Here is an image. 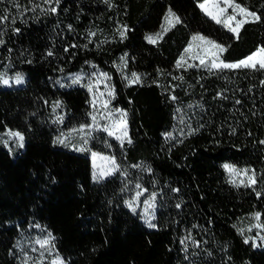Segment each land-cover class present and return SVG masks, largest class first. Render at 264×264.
<instances>
[{
    "label": "trees",
    "instance_id": "trees-1",
    "mask_svg": "<svg viewBox=\"0 0 264 264\" xmlns=\"http://www.w3.org/2000/svg\"><path fill=\"white\" fill-rule=\"evenodd\" d=\"M233 1L260 17L238 36L203 0H0V70L24 74L0 85V132L23 135L17 152L0 145V264H17L14 241L35 226L52 236L47 264H264L240 227L252 212L264 226V69L177 64L194 33L224 61L264 47V0ZM169 11L176 21L149 42ZM91 65L109 73L129 139L98 131L84 152L57 146L90 124L89 92L62 81ZM92 151L117 170L93 180ZM225 162L253 167L255 183L231 184ZM139 191L155 196L154 227L127 205Z\"/></svg>",
    "mask_w": 264,
    "mask_h": 264
},
{
    "label": "rangeland",
    "instance_id": "rangeland-1",
    "mask_svg": "<svg viewBox=\"0 0 264 264\" xmlns=\"http://www.w3.org/2000/svg\"><path fill=\"white\" fill-rule=\"evenodd\" d=\"M232 2L238 4L233 0ZM201 4H205L207 11L204 9L202 10L207 15L211 13L209 16L211 18L215 16L216 19L214 20L216 22L217 19L221 20V24L223 25L227 23L229 26L226 27L229 29L235 28L237 22L252 17L241 14L239 9L229 7L228 0H205L203 3L201 2ZM240 6L243 7L242 5ZM220 9H224L223 13ZM246 10L250 12L248 9ZM229 16H234L235 19L229 22L227 19ZM173 22H175V16L167 15L162 27L156 32L148 33L146 39L149 41L148 38L151 37L154 41L151 43H157L164 30ZM194 37H203L204 40L193 39ZM207 41L212 40L199 33H194L185 47L188 51L186 52L184 49L179 56L178 61L182 60L180 64H201V59L204 60V64L202 65L211 66L213 62L220 63L221 61L234 64L250 56L235 61H224L221 58V53L208 44ZM212 42L222 46L219 43ZM260 48L264 47L257 48L252 54L257 52ZM257 59H259V57H257ZM17 76L21 77L20 83L16 82ZM76 77H79V81L73 83ZM131 79L132 75L127 76L128 82ZM4 80H7L8 83H3ZM23 83L24 74L22 72L6 73L0 70L1 86L22 85ZM62 83L64 85L79 84L87 89L90 96L91 121L89 125H85L87 127H84L83 131H79V129L84 126L80 125L67 132L59 133L55 139V144L57 146L84 152L87 150L91 134L98 131L105 132L119 141L129 139L128 124L126 116L123 115L126 114L125 111L111 104L114 95V86L108 72L91 65L87 71L75 72L66 76ZM109 93H111V95H109ZM121 121H123V123H121ZM10 132H18L22 135L19 130L6 128L4 131L0 132V145L14 153L21 148L23 140L21 141L18 137L10 136ZM109 133H111V135ZM60 140H63L64 143H60ZM90 158L92 179L95 181L111 175L118 168L113 156L92 151L90 153ZM226 165L229 167L226 168ZM223 167L228 181L233 185L252 186L256 181V172L251 166H238L230 162H225ZM127 205L139 216L145 225L149 226V224H154V215L157 205L153 194L145 195L143 191H139L133 198L127 201ZM240 227L246 240L252 242L254 246H264V226L259 221V214L257 212H252L243 217L240 221ZM41 241H47V243L42 246L40 243ZM55 254L56 250L51 234L46 229L38 226L24 230L14 241V255L17 264H47V262L55 257Z\"/></svg>",
    "mask_w": 264,
    "mask_h": 264
},
{
    "label": "snow or ice",
    "instance_id": "snow-or-ice-1",
    "mask_svg": "<svg viewBox=\"0 0 264 264\" xmlns=\"http://www.w3.org/2000/svg\"><path fill=\"white\" fill-rule=\"evenodd\" d=\"M228 6L233 7L234 9H239V12L241 14H244L247 16H252L254 19H260V17H257L255 13L247 12V10L245 8L241 7L238 4H234L232 2V0H228ZM200 7L202 9H204L205 11H207L205 4H201ZM52 11H55V9L53 8ZM220 11L223 13L224 9H220ZM208 14L211 15V13H208ZM169 15L172 16L174 14H172L171 11H169ZM213 19H216V17L213 16ZM227 19L230 22V21L234 20L235 17L229 16ZM221 22H222L221 20L217 19V23H221ZM244 22L245 21H243V20L237 22L235 28H230V30L233 31L234 33H236L238 36V30ZM225 26H229V25L226 23ZM120 35H121V37H123L124 32H121ZM148 39H149V42H154L151 37H149ZM193 39L204 40L203 37H194ZM0 43H2V41H0ZM207 43L210 44L213 48L217 49L219 53H223L225 51V48H223L222 46H220L218 44H214L212 41H207ZM185 51L187 52L188 49H185ZM257 57H259V59H257ZM217 58H218V56H217ZM121 59H123V57ZM181 62H182V60L177 62L178 66L180 65ZM201 64H204L203 59H201ZM257 66L260 69H264V48L258 49L257 52L253 53L252 55H250L246 59L239 61L238 63L228 64V63H224L223 61H221L220 63L213 62L211 65V67H213V68H240V67H244V68H253V69L257 68ZM139 80H140V77L136 73H132V79L129 81V83H138ZM78 81H79V77H76V79L73 81V83H77ZM16 82L20 83L21 77L17 76ZM3 83L7 84L8 81L4 80ZM262 83H264V82H262ZM109 95H111V93H109ZM123 115L126 116V114H123ZM121 123H123V121H121ZM84 127H87V126H82L81 129H79V131H83ZM74 131H76V130H74ZM109 134L111 135V133H109ZM9 135L18 137L21 141L23 140L22 135L18 132H10ZM59 142L64 143L63 140H60ZM130 142L131 141H129V143ZM261 143H264V141H262ZM21 146H23V145L21 144ZM225 167L227 168L229 166L226 165ZM149 226L154 227V225H151V224H149ZM247 242L248 241L246 240L245 243H247ZM40 243L43 246V244L47 243V241H41Z\"/></svg>",
    "mask_w": 264,
    "mask_h": 264
},
{
    "label": "crops",
    "instance_id": "crops-1",
    "mask_svg": "<svg viewBox=\"0 0 264 264\" xmlns=\"http://www.w3.org/2000/svg\"><path fill=\"white\" fill-rule=\"evenodd\" d=\"M204 1H205V0H204ZM204 1H203V2H204ZM203 2H202V3H203ZM199 5H201V2H200ZM251 13H252V12H251ZM168 15H169V14H168ZM175 21H176V17H175ZM248 55H249V54H248ZM248 55H247V56H248ZM250 55H251V54H250ZM243 58H244V57H243ZM245 58H246V56H245Z\"/></svg>",
    "mask_w": 264,
    "mask_h": 264
}]
</instances>
